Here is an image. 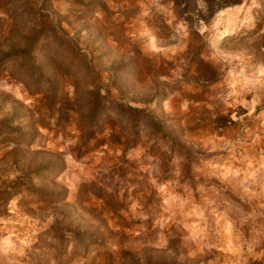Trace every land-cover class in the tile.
Wrapping results in <instances>:
<instances>
[{"label":"rangeland","instance_id":"1","mask_svg":"<svg viewBox=\"0 0 264 264\" xmlns=\"http://www.w3.org/2000/svg\"><path fill=\"white\" fill-rule=\"evenodd\" d=\"M0 264H264V0H0Z\"/></svg>","mask_w":264,"mask_h":264}]
</instances>
